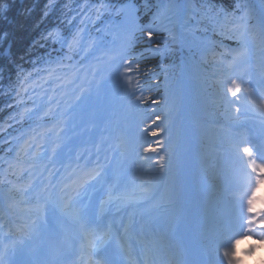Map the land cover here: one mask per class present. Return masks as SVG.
<instances>
[{"label":"bare ground","instance_id":"obj_1","mask_svg":"<svg viewBox=\"0 0 264 264\" xmlns=\"http://www.w3.org/2000/svg\"><path fill=\"white\" fill-rule=\"evenodd\" d=\"M170 2H172V1H170ZM170 2L168 4H166V1H164L160 5V8L163 7V13L160 14V9L156 12V17L160 18V19H158L159 21L157 24H158V28L165 29V30H167L168 33L174 32L177 35L179 23L180 24L183 23L184 27H186V28H189L191 26L186 21H188L191 18V15L194 13V8L191 5V2L185 3L180 8H174L173 6H175V5L171 4ZM216 2H220V1H216ZM221 5H222V3H218L216 5L213 4V7H211V8H219ZM177 12H179V13L177 14ZM175 15H179V16L177 18H174ZM221 25H226V21L221 22ZM117 57H118V55L114 54V55L110 56L109 59L102 61L103 65H104V71L99 74V77H103V76L105 77L108 73H110V71L112 70V67L115 68L114 62L117 61V60H115ZM197 63L201 64V65H206V64L200 63L198 61H197ZM175 67H177V65L172 66L171 69H173ZM191 77H192V74L187 73V74L176 76L175 80L177 82H182V79L187 80V79H190ZM81 85L85 86V84H81ZM81 85L79 86L80 88H81ZM210 87L212 89L214 86L210 85ZM62 90L66 91L65 89H62ZM74 91H75V89H74ZM80 92H81V89H79L78 93H80ZM78 93L72 92L71 97H73L74 95H76ZM194 96H196V94ZM103 98H104V96H103ZM103 98L101 99V102L103 104L100 108H98L100 113H101L100 114L101 116H104L105 113L109 114L113 110L112 107L114 105V103H113V105H108L104 108ZM190 98L191 97H189L187 99H190ZM70 99L71 98H68V100H70ZM220 101L222 102L224 100L220 98ZM93 112H95L94 109H93ZM186 117L192 122V126H193L194 130L198 133L197 136H199L200 145L202 147H204L205 142L207 143V142L211 141V139L209 138L210 135H208V130H205V129L200 130L199 127L197 126L196 122L193 120V117L191 114L187 115ZM61 124L63 125L64 121H62ZM104 126L106 128V124H104V121H102L101 123H98V124H96V126H94L95 131L97 133H96V135H94V139H93L94 141L92 140L93 143H97L99 145L98 152L100 153V155H103V156H104V151L109 150V149H105V148H111V149L113 148L112 144H107L106 146H104V144H102V143H104ZM256 126H258V125H256ZM61 128L65 129V126H63ZM128 132L129 131L125 132L120 137H124ZM108 133H110V132H108ZM236 135H238V134H236ZM64 137H65V139L69 140L68 137H66V136H64ZM100 138L103 141H100L99 140ZM173 140L174 141L178 140L177 139V133L173 136V138L167 139L169 144L165 150V157H164V160L162 161L161 166L157 169V172H156V176L158 179L157 183L162 182L161 192L153 199L154 201L150 205H148L146 207H139V208L131 207L130 210L128 211V214L125 216L126 217L125 218L126 225H130L131 223L135 222L137 220V218H139V217L143 218L150 211H152L153 209H157V208H161V209L162 208H168V212L159 216V213L154 211L152 214L155 218L160 217L161 219H165V218L169 217L170 215H176L180 220H189V219H191V217L199 218V216L196 215L195 211L189 210V208H190L189 200L192 199L191 194H190L191 187L194 186V183H195L197 178L200 179V176H198V173H193L192 176L189 175L186 171L188 168V167H186V164H189L190 160L192 158H195L197 155L199 157L206 156L205 153H207V152H203V150H200L199 153L198 152L194 153V152H190L187 150H182V149H180V143H179V147L175 146L177 144L176 143L174 144ZM109 141H110V137H109ZM52 143L55 145L56 139L53 140ZM46 144H47V141H43L42 145L45 146ZM125 144H126V141H125ZM79 145L83 147L81 151H84L85 147L87 146V143L85 141H81L79 143ZM140 146H142V144ZM72 147H73V144L68 145L63 153H67V151H70V155H72L70 160L75 161V162L86 163L84 158H81V159L75 158V154H77L78 152H74V150H73L74 148L72 149ZM91 147L92 146L89 147V153H90ZM79 148L80 147H78V150H79ZM207 151L209 153L213 154L209 149ZM231 153H233V152H231ZM119 154L121 156L119 158V162H115V158H114L113 162H115L116 164H122L123 161L125 160L124 161L125 166L127 164L132 163V162H136L137 165L135 166V168L140 169L141 165H140V162L138 161L139 158L137 155L131 154L129 156V158H127V156H125L124 152H121ZM47 155L49 156L51 154H47ZM235 160L237 161V158H235ZM181 162H184L183 166H182ZM68 163H69V160H68L64 170L63 171L59 170L57 172V175L54 172L56 175V180L59 181V185L57 187V189L59 191L56 192L57 194H56L55 203H57L60 208H62L64 205H66L67 200H70L75 194H77L76 192L79 190L78 189L79 185L77 183L78 182L80 183V180L74 174H70L69 178H72L75 185L73 184L72 187L66 188L62 184V183H64V181H62V179H64V177H65L64 174L67 171L66 167L69 166ZM182 171L185 172L186 175L183 174L184 176L182 175L183 176L182 179H179L178 173L182 172ZM200 173H201V170H199V174ZM126 176H127L126 172L115 170L114 177H116L118 180H124L126 183V180H125V179H127ZM204 176H205V178H204ZM97 177L107 178L106 175L97 176ZM202 177L198 183H200L201 180H203L204 182L206 181V184H204V182L203 183L201 182V184H198V183L196 184L198 187H200L202 192H205V191L211 192L214 188L217 189L218 185H216V182H214V181H216L214 177H211L210 174L204 173V171L202 172ZM128 184L129 183H127V185ZM1 185H3V184L1 183ZM183 188H184L183 191H179V189H183ZM88 190L92 192L94 190V187H89ZM153 195L154 194L152 193V195H149L148 198H152ZM212 197L214 200H216L215 195H213ZM181 199H183V200H181ZM142 201H143L142 198L127 199V201L124 202L123 205H125V206H129L131 204L136 205L138 203H141ZM91 202H93L95 205H98L100 203H102V204H104V203L113 204L114 208H116V211L113 212V214L118 212L120 209L122 210V208L118 205L117 197L110 192H107L104 195V197H100V195L93 193V196L91 198ZM180 203H182V204H180ZM176 206H178V209H176ZM12 208H13V205H12ZM89 208H92V207H89ZM80 211H81L80 205L73 202L71 205V208H70V213H79ZM15 214H17L18 218L22 217L20 211H16ZM135 214H136V217L134 218ZM0 215L3 218L5 228L9 232L11 230H13L15 228L13 226V224L7 222L8 213L5 211L4 213H1ZM46 215H51L52 217H55V215L50 213L47 209L38 207V208H36V215H33L31 218L36 219L38 224H42V218ZM119 218H122V213L119 215ZM196 220L198 221V219H196ZM21 223L23 225L25 224V222H21ZM103 223H106V226H108L110 224L109 221H106ZM35 226L36 225H32L29 221V224H27L28 231L33 230V227H35ZM83 227H86V226H83ZM142 227L144 228L145 225L143 224ZM195 227H196V225H192V228H195ZM44 228H45V231L62 230V226L58 222H56L52 228H49L46 225H44ZM167 228L169 229V231L171 230V226H167ZM140 229L143 230L141 227H140ZM83 232L87 233L88 230L86 228H83V231L76 233L75 236H80L83 234ZM65 233L66 234H73V232L69 231V230H66ZM168 233L169 232H167L166 234H168ZM173 233H174V231H173ZM44 237H45V235L41 236L40 242L42 243L43 248H47V246L44 243L45 242ZM188 237H189V239H193L192 236H188ZM164 238H165L164 241L162 243L160 242L161 245L155 246L157 249H160L161 246L165 247V246H172L173 245L172 241L175 239L174 234L171 237L165 236ZM185 241H186V238L179 239L178 243L183 244V243H185ZM200 241L201 240H199L198 243H200ZM90 243L94 244V242H90ZM100 244L101 243H96L95 245L98 246ZM91 247H92V249L94 248V246H91ZM178 249H180V255L183 257V259L187 260L185 248L182 246L181 248H178ZM205 249L206 248L201 247L200 251H202V250L204 251ZM201 260H203L202 257H201ZM206 262L208 264V259H206ZM38 263L44 264L40 261H38Z\"/></svg>","mask_w":264,"mask_h":264},{"label":"trees","instance_id":"obj_2","mask_svg":"<svg viewBox=\"0 0 264 264\" xmlns=\"http://www.w3.org/2000/svg\"><path fill=\"white\" fill-rule=\"evenodd\" d=\"M86 0H0V52L5 48L10 58L0 57V72L4 68L2 61L15 67L12 84L0 88V138L4 136L6 126L12 122V112L15 108L16 96L12 95L11 88L18 81L19 74L25 65L32 59L38 58L46 48L43 31L50 25L63 27L66 22L74 21L73 11ZM137 3L140 0H135ZM153 4L156 0H145ZM202 7H213V4L222 3L219 8H212L215 12L227 11L231 5L229 0H194ZM220 1V2H216ZM214 12V13H215ZM216 14V13H215ZM166 45L165 43H159ZM152 45L145 44L150 49ZM150 54V52H148ZM172 59L170 56L169 60ZM164 60L157 56L155 63Z\"/></svg>","mask_w":264,"mask_h":264},{"label":"snow or ice","instance_id":"obj_3","mask_svg":"<svg viewBox=\"0 0 264 264\" xmlns=\"http://www.w3.org/2000/svg\"><path fill=\"white\" fill-rule=\"evenodd\" d=\"M240 6L237 5V8ZM235 14V13H233ZM247 13L242 12L237 16V25L236 27L241 29V47L242 53L241 55H247V46L244 43L243 37L245 33L248 31V19ZM261 32L264 34V19L261 20ZM145 35L148 38V42H152V38L154 32L152 29H149L145 32ZM72 47V44L69 43V48ZM124 60V72L130 73L133 71L132 63L126 60L124 57H121ZM234 61L236 57L233 58ZM139 64L136 65V71H139ZM229 67H232L230 64ZM231 86L227 89V93L233 97L237 96V93H248L251 95V90L247 87H243L244 81L242 77L231 78ZM239 81V82H238ZM128 87L132 88L133 80L131 77L128 78ZM135 87L139 88V81L135 83ZM261 110H264V103L258 105ZM155 135V133H153ZM148 151V149H145ZM244 155L240 156L239 152H237V162L239 165V170L243 178L246 179V191L241 193L240 198V207L242 209L241 215L239 217L240 223L238 225H233V230L227 234L223 240L221 241L219 248L222 249V260H218V264H239L236 259L235 250L237 244L240 243V240L244 235L248 233H252L257 224L261 226V229H264V210L256 211L254 205L256 203L257 197L255 195L256 189L264 184V155L256 154L254 155L253 151L249 147H244L242 149ZM164 157H161L163 160ZM257 160H260V163H257ZM163 167V166H162ZM246 205V208H245ZM247 212V217L243 215V212ZM259 236L262 238V242H264V230L259 232ZM0 264H3V253H0Z\"/></svg>","mask_w":264,"mask_h":264},{"label":"rangeland","instance_id":"obj_4","mask_svg":"<svg viewBox=\"0 0 264 264\" xmlns=\"http://www.w3.org/2000/svg\"><path fill=\"white\" fill-rule=\"evenodd\" d=\"M169 2H171V4H174L175 6H173L174 8H180L182 5H184L185 3L187 2H191L189 0H181L182 3L180 4H175L173 0H168ZM191 5L193 6L194 8V5L193 3L191 2ZM158 9V8H157ZM157 9L154 11V16H156V12H157ZM121 11H122V17H121V20H120V24H119V28H118V31L119 33H125V32H128L130 30H132L133 28L136 27V25H138L137 23V20H136V11H137V8L132 4V3H126L124 4L122 7H121ZM194 12H196L197 14V10L194 9ZM179 12H177L178 14ZM194 15L192 14L191 15V18H195L197 15ZM179 15H175L174 18H177ZM181 16V15H180ZM260 18L261 19H264V12H261L260 14ZM157 19H160V18H156ZM159 21V20H158ZM188 23V21H186ZM179 29L182 31L183 29H186V27L183 26V23L180 24L179 23ZM95 41L96 39H90L87 46H89L90 44L92 45H95ZM96 50L98 51L99 55H101V50L96 47ZM90 66H94L96 69H99L101 68L100 65H98V63H95L94 65H90ZM211 70L213 71V75H211L209 81H204V82H199L200 85H204V84H208L209 85H212L214 86L212 89L208 86L207 88H205V86L203 87V90L200 92L198 90L195 89V94L196 96H192L194 98H192V100L190 101H187V106H190L191 109L194 111V115H193V119L196 120V124L197 126L199 127L200 130L202 129H207V127L201 125L202 123H199L197 120L198 119H202L203 116H202V113H201V109L198 108V106L195 104V99H198L199 100V105L200 106H205V98L206 96H213V97H216V98H221V94L220 92L218 91V86H219V83H216L218 81V76H219V72L221 71L219 68H211ZM114 81V80H113ZM128 79H124L123 81V84L124 85H127L128 86V83H127ZM111 82H107V84H110ZM184 90H185V80L182 79V82L179 86H175V87H172L171 88V93L170 95L167 97V100L165 101V104L163 105L162 109H163V115L166 119L165 123H169L170 120L172 119L173 116L175 115H179L180 117L186 115V111L184 109V105H186V95L184 94ZM214 92H216V94H213ZM72 95H69L67 98L71 97ZM72 99V97H71ZM69 100V101H72V100ZM84 100H80V103H83ZM87 102V100H86ZM206 106H208L206 104ZM212 109V108H211ZM210 109V110H211ZM191 111V110H190ZM169 113H172L170 115H168ZM193 114V113H192ZM85 117L82 116V118H80V121H82V119H84ZM244 121V118H239V119H236V120H232V121H228L227 123L229 125H235V124H239L240 122ZM176 123H178V120L176 121ZM175 123V124H176ZM190 125H192L190 123ZM178 127H180V132L181 133H185L186 132V128L183 126V124H181V121L178 123ZM178 130V129H177ZM58 132V131H56ZM196 135H198V133L196 132ZM210 138H215L216 135L213 133V134H209ZM219 136V135H217ZM188 141H190V139L188 138V140L180 137V146H181V149L182 150H185L187 147L190 149L191 148V142L189 143ZM40 151H32V154H35V155H39ZM39 173V171H37ZM205 172L207 174H210L211 177H214L216 181V185H218L221 181V177L218 176V172L216 171V169L214 168L213 170L212 169H209L207 167V169H205ZM44 176V173L41 174V177L42 178ZM204 184H206V181L204 182ZM216 189L214 188L211 192H204V195L206 196H213L216 194ZM209 211L212 212L213 211V208L210 206L209 208Z\"/></svg>","mask_w":264,"mask_h":264}]
</instances>
